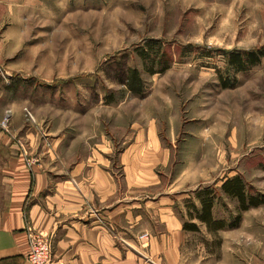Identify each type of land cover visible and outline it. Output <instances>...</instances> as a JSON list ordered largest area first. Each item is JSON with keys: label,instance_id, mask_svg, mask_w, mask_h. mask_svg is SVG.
Listing matches in <instances>:
<instances>
[{"label": "rangeland", "instance_id": "rangeland-1", "mask_svg": "<svg viewBox=\"0 0 264 264\" xmlns=\"http://www.w3.org/2000/svg\"><path fill=\"white\" fill-rule=\"evenodd\" d=\"M263 46L264 0H0L10 134L30 145L13 128L20 110L54 159L104 157L120 180L132 174L134 194L178 197L183 225L187 202L199 205L198 191L216 189L215 217L234 225L212 233L196 221L183 257L264 264V204L241 211L221 190L238 175L248 196L264 199V57L242 71L227 61L228 52ZM131 69L141 91L123 82ZM150 125L161 152L138 160L140 176L126 155Z\"/></svg>", "mask_w": 264, "mask_h": 264}, {"label": "crops", "instance_id": "crops-1", "mask_svg": "<svg viewBox=\"0 0 264 264\" xmlns=\"http://www.w3.org/2000/svg\"><path fill=\"white\" fill-rule=\"evenodd\" d=\"M6 101L0 95V123ZM19 112L15 110L13 128L30 142L28 151L39 162L30 166L14 136L0 125V264H30V225L54 236V253L61 264H197L183 257L190 232L177 215L178 197L134 194L132 174L128 171L120 180L104 157L54 159L53 151L48 153L25 129ZM149 128L140 132V141L126 155L131 164L138 165L143 155L147 160L158 158L161 144L154 127ZM62 139L54 142L59 146ZM138 166L142 176L146 167ZM246 260L234 258L229 264H249Z\"/></svg>", "mask_w": 264, "mask_h": 264}, {"label": "trees", "instance_id": "trees-1", "mask_svg": "<svg viewBox=\"0 0 264 264\" xmlns=\"http://www.w3.org/2000/svg\"><path fill=\"white\" fill-rule=\"evenodd\" d=\"M264 57V46L253 50H236L228 52L227 61L228 64L235 68L236 71H242L249 67L259 64ZM126 81L128 88L134 92L141 91L142 80L137 70L131 69L125 74L123 82ZM228 86V85H224ZM222 192L228 197L237 198L240 203V210L247 211L251 207H258L264 204V199L258 197L248 196L246 184L241 176H234L224 181L221 186ZM199 205L194 202L188 204L189 210L187 215L189 221H185L184 230L199 232L200 227L196 222L205 224L209 232H216L224 229L225 227H231L234 224L229 225L227 221L223 219H217L214 214L215 206L219 200V193L216 189L206 188L196 193ZM241 215L236 216L234 221L235 226L240 222Z\"/></svg>", "mask_w": 264, "mask_h": 264}, {"label": "built area", "instance_id": "built-area-1", "mask_svg": "<svg viewBox=\"0 0 264 264\" xmlns=\"http://www.w3.org/2000/svg\"><path fill=\"white\" fill-rule=\"evenodd\" d=\"M33 118V115L30 114V119ZM9 124L10 117L6 115L0 125L1 128L8 133H10ZM44 136L46 140L49 137L47 134H44ZM16 143L27 157V162L30 166L39 162L37 156H31L28 151V146L23 144L21 139H17ZM27 235L29 241L27 259L30 264H61L54 253V236L52 234H45L36 227L30 225L27 227Z\"/></svg>", "mask_w": 264, "mask_h": 264}, {"label": "bare ground", "instance_id": "bare-ground-1", "mask_svg": "<svg viewBox=\"0 0 264 264\" xmlns=\"http://www.w3.org/2000/svg\"><path fill=\"white\" fill-rule=\"evenodd\" d=\"M156 159V158H155Z\"/></svg>", "mask_w": 264, "mask_h": 264}]
</instances>
